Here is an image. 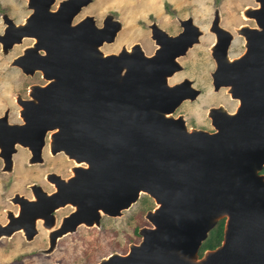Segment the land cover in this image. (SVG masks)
<instances>
[{
	"label": "water",
	"instance_id": "obj_1",
	"mask_svg": "<svg viewBox=\"0 0 264 264\" xmlns=\"http://www.w3.org/2000/svg\"><path fill=\"white\" fill-rule=\"evenodd\" d=\"M91 1L58 0L52 8L55 0H27L31 11L21 22L1 14L3 52L34 38L12 64L48 79L30 85L29 98L17 96L21 122H10L7 110L0 114L3 170H11L17 144L30 150L29 162L42 161L48 130H54L50 151H63L79 164L68 179L50 173L56 187L51 193L37 183L30 184L32 197L16 192L11 199L18 214L8 212L0 237L21 229L31 239L37 217L52 226L53 210L70 202L75 210L49 234V251L78 223L99 224L101 212L121 214L144 192L155 202L145 214L152 226L138 229L142 238L126 253L111 252L95 264H264V175L258 172L264 163V83L254 72L258 54L264 59V0L244 8L257 12L263 29H251L245 52L235 58L227 52L231 32L219 25L215 10L209 28L215 32L214 88L228 85L240 104L234 112L210 108L213 132L188 128L182 114H173L199 91L187 77L168 82L181 68L178 57L202 34L193 18H179L176 34L149 24L156 44L151 54L139 42L104 52L101 45L114 40L121 22L112 13L100 25L92 14L73 21ZM220 215H226L221 243L199 256Z\"/></svg>",
	"mask_w": 264,
	"mask_h": 264
},
{
	"label": "rangeland",
	"instance_id": "obj_2",
	"mask_svg": "<svg viewBox=\"0 0 264 264\" xmlns=\"http://www.w3.org/2000/svg\"><path fill=\"white\" fill-rule=\"evenodd\" d=\"M55 0L52 8H55ZM258 5L256 0H92L84 6L74 21L84 13L93 14L97 24H101L107 13H112L121 22V27L111 42H104L101 49L104 52L118 51L122 45L129 47L139 42L147 54H151L156 44L150 37L149 23L154 21L170 34L181 30L179 18L191 16L202 29L199 41L178 57L181 68L168 77L170 84L183 77L193 79V85L201 89L194 99H185L175 111L181 113L185 122L190 125H210L206 114L211 105L219 102L229 110H233L237 101L230 98L226 87L213 89L210 71L214 68L211 56V45L215 32L209 28L215 10H218L220 24L231 29L234 37L229 47L231 56L237 55L243 48L242 38L234 31V26L242 22H250L242 16L244 8ZM27 0H0V32L5 26L1 14L7 13L15 22H21L30 13ZM34 38L24 37L20 43H15L7 52H3L0 43V114L8 111L10 122H20V105L16 101L18 95L27 96L29 85L34 82H44L39 72L24 73L12 59L30 45ZM31 153L26 146L17 144V150L12 155L11 170H3V160L0 156V223H5L8 212H17L19 205L12 201L17 192L32 197L30 184H40L49 191L51 185L46 179V173L54 171L60 174L70 172L71 158L63 152L52 153L48 142L42 149V161L29 162ZM77 164H79L77 162ZM155 206L151 196L142 192L129 207L115 216L103 215L99 224L87 226L79 224L74 230L66 232L57 238L54 247L49 246V232L39 220L36 222L37 233L27 239L23 231L18 230L10 236L0 237V264H95L100 258L111 252L126 253L131 243H138L141 234L138 229L152 226L145 217L146 211ZM68 207L55 212L56 223ZM43 221V220H42ZM53 224V225H54ZM52 225V226H53Z\"/></svg>",
	"mask_w": 264,
	"mask_h": 264
},
{
	"label": "flooded vegetation",
	"instance_id": "obj_3",
	"mask_svg": "<svg viewBox=\"0 0 264 264\" xmlns=\"http://www.w3.org/2000/svg\"><path fill=\"white\" fill-rule=\"evenodd\" d=\"M86 6V5H85ZM250 6H252V7H257L258 5H255V6H253V5H250ZM84 7V6H83ZM82 7V8H83ZM82 8H81V10H82ZM81 10L78 12V13H80L81 12ZM257 12H254V11H245V10H243L242 11V16H243V18H245V19H249V20H251L250 22H248V21H246V22H242V23H239L238 25H236V26H234L233 28H234V31L236 32V34L237 35H239L241 38H242V45H243V48H242V50L237 54V55H233V56H231L230 55V53H229V47H230V44H231V42H232V39H233V37H234V33L231 31V29L230 28H228V27H226V26H223V25H221L220 24V19H219V25H221L223 28H225V29H227L228 31H230L231 32V39H230V43H229V46H228V50H227V52H228V55H229V57L230 58H235V57H238V56H241L244 52H245V50H246V43H247V34H249L250 32H253V30H251V29H257V30H262L263 29V27H262V25H260L258 22H257V20H256V17H255V14H256ZM87 14H89V13H84L81 17H79L77 20H79V19H81V18H83V17H85ZM93 15V14H92ZM77 20H75V21H77ZM73 21H74V19H73ZM96 22V21H95ZM152 22H154V21H152ZM152 22H150L149 24H151ZM261 22V24H263L264 23V21H260ZM211 26V22H210V25H209V27ZM150 27V26H149ZM239 29H241V30H243V31H241V32H238V30ZM151 34V33H150ZM150 37H151V35H150ZM214 37H215V35H214ZM152 38V37H151ZM153 39V38H152ZM215 39V38H214ZM154 40V39H153ZM135 43V42H134ZM133 44V43H132ZM131 44V45H132ZM130 45V46H131ZM257 45H259V44H257ZM122 46H125V45H122ZM121 46V47H122ZM130 46L129 47H127V48H130ZM111 52H117V51H111ZM213 60H214V68H213V70H211L210 71V77H211V81H212V86H213V89H215L214 88V84H213V80H212V72L214 71V69H215V66H216V61H215V59L213 58ZM255 61V67H254V72H255V79H256V81H258V82H262V83H264V59L262 60L261 58H260V53L258 54V56L256 57V59L254 60ZM39 72L40 73V76L42 77V78H44L43 77V75H42V72L40 71V70H35V72ZM229 71H233V70H225V73L227 72H229ZM185 77H183L182 79H184ZM187 78H189V77H187ZM45 79V81L44 82H34V83H32V84H40V85H43V84H46L47 82H48V79H46V78H44ZM182 79H180L179 81H176V82H174V83H177V82H180ZM190 79V83H191V85L193 86V87H195V88H197L199 91L195 94V96L194 97H190V98H186V99H189V100H194L200 93H201V89L200 88H198V87H196V86H194L193 85V79H191V78H189ZM32 84H30V85H32ZM29 85V86H30ZM259 85V83L257 84V86ZM221 86H223V87H226V92L227 93H229V95H230V98L231 99H233V100H235V101H237V104H236V106H235V108L233 109V110H229L226 106H224L222 103H218L217 105H211V106H209L208 107V109H207V112H206V114H207V116H208V118H209V121H210V125H208V126H206V125H190V126H188L187 125V127L188 128H197V129H203V130H206V131H209V132H213V131H215L216 130V127L214 126V124H213V122H212V116H211V114H210V108L211 107H218V106H220V105H222V106H224L225 107V109L227 110V111H229V112H234L235 110H236V108L239 106V104H240V100H239V98L238 97H235V96H232V94L229 92V87L228 86H224V85H221ZM221 86H219V87H221ZM218 87V88H219ZM217 88V89H218ZM217 89H215V90H217ZM262 91H260V93H261ZM258 93V92H257ZM262 93H264V92H262ZM19 96V99L22 101V100H24V99H27V98H29L30 97V95H29V88H28V92H27V96H25V97H22L21 95H18ZM185 100V99H184ZM183 100V101H184ZM17 101V100H16ZM257 101H258V99H257ZM19 104V103H18ZM179 114H181V113H178L177 115H179ZM177 115H175V116H177ZM21 122V121H20ZM54 132V130H48L47 132H46V134H45V142H48L49 143V140H50V134L51 133H53ZM59 152H63V151H59ZM57 153V152H56ZM64 153V152H63ZM67 155V154H66ZM68 157V156H67ZM69 158V157H68ZM72 159V158H71ZM73 160V159H72ZM77 164V162H75L74 160H73V163L69 166V170H70V172H68L67 174H60V173H57V174H59L60 175V177L61 178H64V179H68V178H70L72 175H73V172H72V167L74 166V165H76ZM51 172H54V171H49V172H47L46 173V179H47V181H48V183L51 185V189L49 190V191H47L46 189H44L46 192H48V193H51V192H53V191H55V189H56V187H55V179H53L54 177L53 176H50V173ZM258 172L259 173H261V174H263L264 175V163H263V165L261 166V168L258 170ZM56 173V172H55ZM48 176H50V177H48ZM66 207H68L67 208V210L61 215V217H60V220H59V222L57 223V224H54L53 226H49V228H51V230H50V232H49V234L54 230V229H56L60 224H61V222L66 218V217H68V216H70V214L75 210V206L72 204V203H70V202H67V203H65L64 205H61V206H59V207H57V208H55L54 210H53V217H52V220H53V222H55L56 223V215H55V212L57 211V210H59L60 208H62V209H64V208H66ZM13 214L14 215H17L18 213L17 212H13ZM93 215H94V213L93 212H88V213H86V216H88V217H93ZM103 215H108V216H115V215H110V214H107V213H101V215L99 216V223H100V219H101V217L103 216ZM37 220H39L40 221V223L42 224V222L43 223H45V221L46 220H43V218H38ZM43 220V221H42ZM222 221V225H223V228H222V230H223V234H222V238H221V240H220V242H219V244L221 243V241H222V239H223V236H224V226H225V222H226V215H220V216H218L217 217V219L215 220V222L213 223V225L207 230V233H206V236L204 237V239L202 240V242L205 240V238H207V236L209 235V233L211 232V230L217 225V224H219V222H221ZM79 224H82V223H78L77 225H76V227L79 225ZM83 224H85V225H87V226H90V225H88V224H86V223H84L83 222ZM92 225V224H91ZM75 227V228H76ZM68 232H70V231H68ZM202 242H201V244H200V246H199V249H200V247H201V245H202ZM219 244H217V245H219ZM217 245H215V246H213V247H205L203 250H202V254H203V252H204V250H206V249H212V248H215ZM199 249H198V252H199ZM201 254V255H202ZM199 255V254H198ZM201 255H199V256H201Z\"/></svg>",
	"mask_w": 264,
	"mask_h": 264
},
{
	"label": "trees",
	"instance_id": "obj_4",
	"mask_svg": "<svg viewBox=\"0 0 264 264\" xmlns=\"http://www.w3.org/2000/svg\"><path fill=\"white\" fill-rule=\"evenodd\" d=\"M223 225H222V221L219 222V224H217L209 233V235L207 236V238H205V240L202 242V245L199 249L198 254L201 255L202 254V250L205 247H213L217 244H219L221 238H222V234H223Z\"/></svg>",
	"mask_w": 264,
	"mask_h": 264
},
{
	"label": "bare ground",
	"instance_id": "obj_5",
	"mask_svg": "<svg viewBox=\"0 0 264 264\" xmlns=\"http://www.w3.org/2000/svg\"><path fill=\"white\" fill-rule=\"evenodd\" d=\"M224 86H228V85H224ZM228 87H229V86H228ZM74 206H75V205H74ZM100 211H101V210H100ZM101 213H104V212H101ZM38 218H42V217H37V218H36V222H37V219H38ZM80 223H83V222H80ZM20 230H21V229H20ZM21 231H23V230H21ZM64 235H65V233H64Z\"/></svg>",
	"mask_w": 264,
	"mask_h": 264
}]
</instances>
